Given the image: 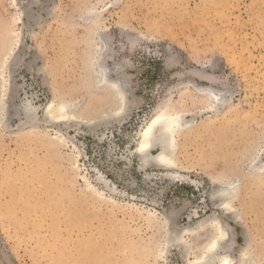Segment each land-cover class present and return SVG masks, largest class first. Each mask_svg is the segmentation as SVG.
Listing matches in <instances>:
<instances>
[{"label":"rangeland","instance_id":"374dc122","mask_svg":"<svg viewBox=\"0 0 264 264\" xmlns=\"http://www.w3.org/2000/svg\"><path fill=\"white\" fill-rule=\"evenodd\" d=\"M97 35L132 110L90 129L88 119L114 108L89 70ZM2 78L0 264H189L192 236L186 255L161 225L173 210L170 230L215 215L233 256L264 264V0H0V100ZM207 90L219 97L213 107ZM29 100L41 110L34 123L20 109ZM53 100L79 104L78 121H46ZM168 102L190 122L176 166L140 170L126 158ZM218 180L238 184L233 211L214 195Z\"/></svg>","mask_w":264,"mask_h":264},{"label":"bare ground","instance_id":"6f19581e","mask_svg":"<svg viewBox=\"0 0 264 264\" xmlns=\"http://www.w3.org/2000/svg\"><path fill=\"white\" fill-rule=\"evenodd\" d=\"M98 36L99 35L96 36V40H94L93 42L95 49L94 56H92L89 61V70L92 75V81L95 86V89H107L110 92L112 96L110 105L114 108L112 109V111L110 110V112H106L107 114H102L100 116H95L93 118L88 119L85 123L86 125L88 124L90 129H94L98 125L102 124L107 125L112 120L124 119L125 116L129 115L130 111L132 110V104L127 93L128 91L126 83L122 79V70L119 66H117L115 68V71L117 73L116 78H113L114 76H111V71L107 65V59L110 54L108 43L103 36ZM14 53V49L12 47H9L4 57V63L5 60H9L10 58H12L14 56ZM6 81L7 79L2 78L0 116H2L3 112L6 110V106L4 104V98L6 96L7 91ZM207 91L211 97V106L213 107L217 104L215 99L216 95L213 94L211 90ZM78 107L79 104L77 103H71L64 100H53L48 104L45 110V120L53 123H66L70 121H78ZM169 108L170 104L168 102L165 104L163 109L158 111L148 122H145L146 124L142 128L146 131L145 126L150 124L153 119L159 117V123L153 127L152 132L149 133V137H160V142L154 143L151 142V140L149 139L150 146L146 148L145 152L141 153L138 149L140 147V144L144 143L146 139V137L142 135L141 130L138 134L136 148L133 149L129 153L130 155L126 158V160L130 164H132L134 157L138 158L140 162V170H146L147 168L156 167L173 168L176 166L174 156L178 148L177 137L190 122L184 119V116L181 112H170ZM20 109L23 111L27 120L32 123L37 120L40 114V107L36 106L31 100L24 102L21 105ZM176 116L180 117L182 125L179 129H170V124L173 118ZM3 117H5V114H3L2 118ZM76 148L77 150H79L78 147ZM153 150H159L160 152L157 155H154ZM259 168L264 169V164ZM98 174V181H100V183L104 185L106 189L113 193H118L117 186L112 182V180L108 179L104 174H102V172H99ZM151 174L146 173V181H151L152 178L156 176ZM174 174L168 172V174H166L165 176L176 178V174ZM178 177H180V175ZM234 184V188H226L225 185L220 184V188L214 193L217 198L219 197L221 198V200H223L222 205H229V207L226 208L227 212L233 211L234 209L231 205V200L236 195L238 189V184L236 182H234ZM214 216H210L201 220L199 223H196V227H189L181 229L179 231H172L173 229L170 230V225L173 223L175 218L173 220H169V215L166 214L164 220H162L163 223L161 225H163L162 227L164 228V232L166 234L167 243L170 245H176L185 248L186 255H188L194 247L192 243L188 242L185 235H191L193 239L192 242L197 244V252L195 259L190 261L189 264H209V261H214V264H224L225 260L228 261V264H257L248 252L241 253L238 258H235L233 256L232 246L230 244V231L226 228L225 222H223V220ZM221 232H223L225 239H220ZM213 244L216 245L215 249H212Z\"/></svg>","mask_w":264,"mask_h":264},{"label":"snow or ice","instance_id":"6c2138e0","mask_svg":"<svg viewBox=\"0 0 264 264\" xmlns=\"http://www.w3.org/2000/svg\"><path fill=\"white\" fill-rule=\"evenodd\" d=\"M34 18L37 20V23L40 22L38 17H34ZM18 47H19L18 44L14 45V48H18ZM25 59H26V57L24 56V54H21L19 57H17L16 66L20 67L22 69L27 68L28 65L26 63H24ZM34 67L35 66L33 65V68ZM202 78L203 79H208L207 76H203ZM125 83H126V81H125ZM215 99H216V102L219 103V97L217 96V97H215ZM117 114H119V113H117ZM158 123H159V117H157L156 119H153L150 124L145 126L146 131L144 129H142V135H144L146 137V139H145L144 143L140 144V147L138 149L141 153L145 152L146 148H148L150 146L149 139L151 140V142H154V143H159L160 142V137H157V136L149 137V133L152 132L153 127L155 125H157ZM181 125H182V121H181L180 117L176 116V117L173 118V120H172V122L170 124V129L171 128L179 129L181 127ZM173 143H174V140H173ZM262 171H264V170H262ZM217 182L225 185L226 188H234L235 187V184L232 181L218 180ZM156 200L157 201L159 200L158 196L156 197ZM223 207L227 208V207H229V205L228 204H224ZM177 214L178 213L175 210L169 212L168 213L169 220H173ZM220 239H225L223 232H221ZM215 247H216V245L213 244L212 245V249H215ZM209 264H214V261H209ZM224 264H228V261L225 260Z\"/></svg>","mask_w":264,"mask_h":264}]
</instances>
